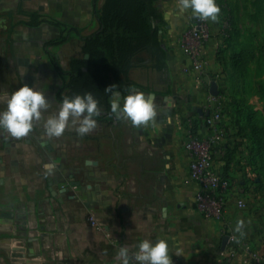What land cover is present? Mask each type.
<instances>
[{
  "label": "crops",
  "instance_id": "0c3cea01",
  "mask_svg": "<svg viewBox=\"0 0 264 264\" xmlns=\"http://www.w3.org/2000/svg\"><path fill=\"white\" fill-rule=\"evenodd\" d=\"M64 1L0 0V30L6 32V40L15 41L12 43L15 47L28 46L29 34L36 31L45 48L44 25L50 22L34 25L33 14L47 18L46 15L56 14L62 8L67 16L63 22L80 29L88 20L84 15L95 19L93 0L89 5L77 0L72 5ZM239 1L240 10L234 11L237 22L229 41L233 46L264 48V0H247L244 6ZM178 3L179 0L157 2L161 17L155 25L159 27L160 43L166 51L165 70L158 72L146 61L129 73L132 80L129 90H139L155 98V121L137 128L122 116L119 124L115 120L114 127L110 120L97 119V128L87 134L99 139H88L95 145L87 151L85 174L90 181L84 187L85 202L101 229H95L86 220L77 222L76 218H70L68 231L56 239V244L53 242L58 251H52V260L46 259L44 253L37 257L36 264H119L117 251L121 246L128 247L131 253L140 240L158 237L167 239L172 264H256L254 255H262L264 260V151L262 141L257 140L264 138V99L259 94L252 95L250 103L244 105L261 118L256 120L247 112L241 119L246 135L244 143L239 144L242 137L235 134L234 128L227 131V143L220 148L217 166L227 172L233 185L222 218H206L196 207V184L190 181L185 121L204 102L210 77H220L216 82L223 91L227 88V78L218 62L220 37L214 30L205 48V77L197 80L191 73L190 60L180 50L179 40L183 35L188 36V21L193 15L190 9L181 12ZM245 7L248 14L243 17ZM95 23L97 29L96 19ZM250 31L260 37L243 43L242 33L249 35ZM6 77L10 79L6 90L16 89L25 80L24 69L12 68ZM117 92L122 103L124 95L120 90L114 91ZM4 101L7 103V98ZM100 115L105 117L108 112L101 108ZM231 115L230 127L234 126ZM238 149L244 151L247 162L237 159ZM230 150L234 155L226 167ZM74 182L79 186V182ZM238 198H246V208H237ZM238 219L244 221L243 234L235 231ZM225 235L234 236L239 243L234 256H227L229 240L222 248Z\"/></svg>",
  "mask_w": 264,
  "mask_h": 264
},
{
  "label": "rangeland",
  "instance_id": "374dc122",
  "mask_svg": "<svg viewBox=\"0 0 264 264\" xmlns=\"http://www.w3.org/2000/svg\"><path fill=\"white\" fill-rule=\"evenodd\" d=\"M90 1L77 0L78 3L86 2L87 5ZM102 1L99 0V5ZM241 1L243 6L247 2ZM64 2L72 5L75 0ZM216 2L220 7L217 20L206 21L211 33L215 31L220 37L217 57L227 78L228 94L232 91L233 66L236 58H240V103L243 106L250 103L252 95L256 94L264 99V54L261 53L264 48L233 46L229 41L233 33L232 18L233 12L240 7V1ZM244 9L243 17L248 14V8ZM46 16L49 21L74 26L63 22L67 16L63 14L62 8L58 13ZM87 17L84 15L88 20L82 27L83 35L92 33L97 27L95 19ZM198 19L190 15L188 31ZM44 27V42L60 37V27L52 23L45 24ZM5 34L4 30H0V110L6 108L4 100L15 90L14 87L6 90L10 83V79L6 77L7 71L21 67L25 75L23 84L33 85L43 91L48 99V107L42 110L40 120L33 121V128L26 136L13 137L7 130L0 129V264H36L37 257L44 253L46 259L52 260V251H58L53 242L68 231L70 218H76L77 222L86 220L95 229L102 227L96 222L90 207L86 206L84 194V187L90 181L89 175L85 174L87 151H91L90 147L95 143L79 136L74 126L67 127L60 137H49L46 134L44 120L58 112L62 102L56 99L55 94L67 80V76L57 72L51 57L45 51L40 34L37 37L36 31L29 34V45L24 47L13 46L15 41L6 40ZM69 37L65 43L50 47L64 69L68 67L71 57L80 55L78 34L72 32ZM254 37L259 38L260 34L253 31L249 35L242 33L243 43L250 42ZM186 38L183 35L179 40L182 53H185ZM257 140L262 141L261 150L264 151V138ZM258 145L261 148V144ZM46 164H53L54 167L46 168ZM74 181L79 182V186ZM262 236L264 237V233ZM47 242L50 243L49 246L45 245ZM37 243H42L39 244L40 254L37 253Z\"/></svg>",
  "mask_w": 264,
  "mask_h": 264
},
{
  "label": "trees",
  "instance_id": "16d2710c",
  "mask_svg": "<svg viewBox=\"0 0 264 264\" xmlns=\"http://www.w3.org/2000/svg\"><path fill=\"white\" fill-rule=\"evenodd\" d=\"M158 1L103 0L99 5V0H93L94 17L98 28L87 35H83L80 28L65 26L59 21H49L45 16L41 18L40 15L33 14L32 23L34 25L41 21H49L61 28L59 38L48 40L45 43V51L51 57L57 72L67 76V80L56 94V99L62 102L66 95L71 96L91 91L99 101L98 106L108 112L105 117L99 115L96 119L110 120L112 127H114L115 120L119 124L120 119H117L115 113L111 111L110 97L115 90H120L124 96L127 95L132 85V80L129 77L131 69L143 65L146 61L158 72H162L166 68V51L160 43L159 27L155 25V21L161 17V10L157 7ZM236 22L237 19L233 16V31ZM72 32L78 34L80 55L71 57L68 67L64 69L50 47L68 41ZM238 56L239 54L236 55V57ZM236 59L233 66L234 71L231 74L232 91L228 94L226 88L224 95L228 99L229 110L234 115L233 122L237 128V134L243 138L246 135L241 119L246 116V113L248 112L249 117L252 114L256 120L261 118L255 110L246 109L240 103L238 90L240 58ZM111 85H114L111 90L105 91ZM83 137L99 139L97 136L87 134ZM228 154L226 167L232 161L234 151L230 150ZM222 174L231 179L226 171H222ZM253 181L255 182V179Z\"/></svg>",
  "mask_w": 264,
  "mask_h": 264
},
{
  "label": "clouds",
  "instance_id": "9594fccd",
  "mask_svg": "<svg viewBox=\"0 0 264 264\" xmlns=\"http://www.w3.org/2000/svg\"><path fill=\"white\" fill-rule=\"evenodd\" d=\"M179 10H191L194 17L202 20H217L220 7L216 0H179ZM114 85L108 86L110 91ZM99 101L91 91L83 94L64 96L57 113L49 115L44 120V129L49 137H60L67 127H75L79 136H84L98 126L96 117L100 115ZM48 107V99L43 91L29 85L22 84L16 88L7 99V106L0 110V129H5L13 137H23L33 128V121L40 120L42 110ZM111 111L131 122L134 127H141L150 121H155L157 106L155 98L139 90H129L123 97L113 93L110 104ZM46 168L54 167L46 164ZM244 221L238 219L235 231L242 233ZM119 264H172L169 254V245L166 238L150 240L142 239L138 242L136 250L130 253L126 246L117 251Z\"/></svg>",
  "mask_w": 264,
  "mask_h": 264
},
{
  "label": "built area",
  "instance_id": "2783aa9c",
  "mask_svg": "<svg viewBox=\"0 0 264 264\" xmlns=\"http://www.w3.org/2000/svg\"><path fill=\"white\" fill-rule=\"evenodd\" d=\"M211 36L208 22L206 19L199 18L192 24L185 40L184 50L190 60V71L197 80L205 77L207 62L205 48ZM217 79L220 81L219 76L210 77L209 80L216 81ZM195 108H201L203 114H199ZM195 108L185 121V148L190 153V181L196 184L195 204L204 217L221 219L233 184L231 179L224 177L218 168L217 157L220 148L225 145L227 131L234 128L237 134V128L235 125L229 126L232 115L221 88L218 95H213L208 91L202 105ZM206 112H208L207 115ZM244 140L246 138H239V144L241 141L244 143ZM243 152L238 149L237 159L247 162L248 159ZM247 205L246 198L237 199L238 209H244ZM229 242L231 247L227 251V256L231 257L237 254L239 243L234 236L229 237ZM254 259L256 264H264V260L258 255H254Z\"/></svg>",
  "mask_w": 264,
  "mask_h": 264
},
{
  "label": "water",
  "instance_id": "95a60500",
  "mask_svg": "<svg viewBox=\"0 0 264 264\" xmlns=\"http://www.w3.org/2000/svg\"><path fill=\"white\" fill-rule=\"evenodd\" d=\"M209 91L211 94L213 95H218L219 94V89H218V84L216 81H211L210 83V88ZM110 100L112 101V98H110ZM195 110L199 113V114H203V111L201 108H195ZM206 115L208 114V112L205 113ZM229 240V236L225 235L222 239V248H224L226 246V244L228 243Z\"/></svg>",
  "mask_w": 264,
  "mask_h": 264
}]
</instances>
